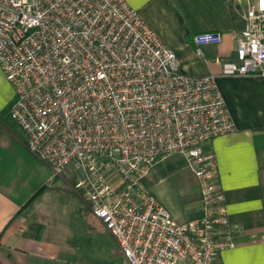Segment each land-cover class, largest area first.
I'll return each instance as SVG.
<instances>
[{
  "label": "built area",
  "instance_id": "2783aa9c",
  "mask_svg": "<svg viewBox=\"0 0 264 264\" xmlns=\"http://www.w3.org/2000/svg\"><path fill=\"white\" fill-rule=\"evenodd\" d=\"M247 21L223 75L264 77V0L250 3ZM222 41L219 31L194 35L198 55ZM0 66L15 89L9 116L52 168L49 185L75 181L127 264H218L234 247L216 157L204 145L235 123L216 77L182 72L138 9L126 0H0ZM175 153L202 198L201 215L186 222L141 183Z\"/></svg>",
  "mask_w": 264,
  "mask_h": 264
},
{
  "label": "crops",
  "instance_id": "0c3cea01",
  "mask_svg": "<svg viewBox=\"0 0 264 264\" xmlns=\"http://www.w3.org/2000/svg\"><path fill=\"white\" fill-rule=\"evenodd\" d=\"M126 1L175 52L182 72L216 77L236 127L204 145L216 157L234 227V247L220 252L218 264H264V77L222 74V62L236 59L237 40L247 29V10L255 0ZM205 31L222 32L223 41L204 46L198 55L194 35ZM14 97V86L0 66V264H79L71 256L73 241L96 231L95 220L103 223L81 196L63 190L64 177L48 187L52 168L29 151L22 130L6 119L4 110ZM196 189L193 219L201 215L198 184ZM62 194L71 202L60 206Z\"/></svg>",
  "mask_w": 264,
  "mask_h": 264
},
{
  "label": "rangeland",
  "instance_id": "374dc122",
  "mask_svg": "<svg viewBox=\"0 0 264 264\" xmlns=\"http://www.w3.org/2000/svg\"><path fill=\"white\" fill-rule=\"evenodd\" d=\"M6 119L21 131L19 125L10 118L9 114L6 115ZM64 178L67 180L66 177ZM58 183L61 186L65 185L62 180H58ZM141 183L147 192L166 206L177 221L186 222L193 219L194 206L198 203L196 189L198 179L183 154L175 153L155 163ZM54 186L53 183L48 187L53 188ZM74 199L77 198L74 197ZM70 202L67 194L60 195L58 200L60 206ZM95 221L96 231L87 233L79 242L73 241L75 249L71 255L73 260L79 264H127L126 257L112 233L98 220ZM84 227L82 226L81 230Z\"/></svg>",
  "mask_w": 264,
  "mask_h": 264
},
{
  "label": "trees",
  "instance_id": "16d2710c",
  "mask_svg": "<svg viewBox=\"0 0 264 264\" xmlns=\"http://www.w3.org/2000/svg\"><path fill=\"white\" fill-rule=\"evenodd\" d=\"M9 108H10V105L4 110V112H7L8 113L9 112ZM65 181H66V184H68V185L64 186V188H63L65 191H67L69 193H72V194L74 193V194L79 195V196L82 197L81 192L75 189V185H74L75 184V181L73 179H67ZM42 191H43V188L40 189L37 193L34 194V196L32 197V199L30 201H28V203L26 204V209L29 210L32 207L35 199L39 195H41ZM87 208L90 211V208H89L88 205H87Z\"/></svg>",
  "mask_w": 264,
  "mask_h": 264
}]
</instances>
